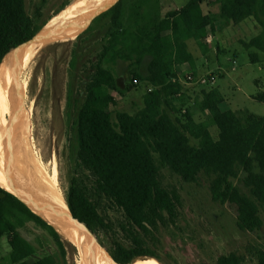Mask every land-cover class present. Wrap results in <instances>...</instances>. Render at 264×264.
Masks as SVG:
<instances>
[{"label": "trees", "instance_id": "1", "mask_svg": "<svg viewBox=\"0 0 264 264\" xmlns=\"http://www.w3.org/2000/svg\"><path fill=\"white\" fill-rule=\"evenodd\" d=\"M203 2L190 0L182 8L165 11L162 0H120L75 42L67 108L73 117L77 163L66 201L94 231H114L107 208L124 212L126 221L119 226L132 243L118 244L114 251L123 264L146 257L168 264L146 241L179 216L180 195L163 184L164 168L187 183L198 182L202 175L209 178L213 200L235 209L240 229L257 232L264 225V117L221 110L224 96L213 88L203 90L204 99L196 107L208 119L197 122L187 107L179 69L187 68L195 78L204 74L205 68L197 69L189 42L206 50V35L219 20L235 25L255 20L261 32L242 43L264 52V0H216L218 16L205 14ZM43 8L41 4L31 16L25 0H0V64L48 23ZM99 30H104L101 48L88 66L85 45ZM147 59L148 72L142 75L139 68ZM120 60L135 68L133 86L143 80L150 89L142 108L114 116V92L125 95L113 71ZM252 60L258 61L257 56ZM256 99L264 102V94ZM105 199L107 206L102 205ZM30 225L45 232L47 242L56 247L54 254L36 258L38 248L24 235ZM5 237L9 251L3 259L8 264H60V259L68 264L66 242L58 229L0 186V240ZM255 257L256 264H264V249L257 248ZM244 259L232 252L219 257L217 264H243Z\"/></svg>", "mask_w": 264, "mask_h": 264}, {"label": "rangeland", "instance_id": "2", "mask_svg": "<svg viewBox=\"0 0 264 264\" xmlns=\"http://www.w3.org/2000/svg\"><path fill=\"white\" fill-rule=\"evenodd\" d=\"M73 1L25 0L26 9L31 16L44 4L43 20L48 21L65 3L70 4ZM162 1L164 10L168 11L182 8L190 0ZM202 7L205 14L218 16L220 13V3L216 0H204ZM103 31L99 30L85 45L88 53L85 63L88 66L96 59V52L101 48ZM260 32L261 28L253 19L240 25L225 24L219 20L215 30H209L206 35L211 40H206V50L195 41L189 42L197 57V69L205 68L202 76L209 74L216 78L215 84H190L185 77L189 72L187 68H179L183 71L180 77L187 107H191L197 122L208 119L207 113L196 107L204 99L203 90L210 91L213 88H218L224 96L221 110L249 111L264 117V102L256 99V96L264 94V52L256 48H246L242 43L250 41ZM76 39L77 36H73L48 43L32 58L23 73L27 86L24 116H27L29 124L28 138L24 145L34 162L41 161L48 173L57 176V186L65 198L77 163L73 117L69 116L67 108L70 65ZM252 55L257 56L258 61L253 62ZM149 61L147 59L139 68L142 75L147 74ZM133 70L135 68L129 62L122 60L113 67L116 84L125 91V95L114 92L117 100V105L111 107L114 116L118 111L133 114L144 106V95L150 85L146 81L138 80L133 86ZM211 131L217 135L216 127H212ZM11 171L12 169L8 172ZM12 173L13 171L11 175ZM161 179L166 187L176 190L180 195L179 216L176 223L169 227L160 226L154 235L146 237V241L168 264H217L219 257L232 252L245 258L243 264H256V249H264V225L257 232L240 229L235 209L228 203L221 204L213 200L210 179L205 175L198 182L187 183L169 168H164ZM10 181V187L17 189L26 198L20 184ZM102 205L107 206L108 201L103 200ZM106 213L108 220L115 223L114 231L99 229L94 232L102 245L100 250H107L105 253L114 257L118 244L130 246L132 242L119 226L120 222L126 221L124 212L110 207ZM24 235L38 248L36 258L56 252L55 245L47 242L48 236L45 232L33 225L24 231ZM62 237L66 242L67 263L82 264V251L69 243L65 236ZM8 251V240L5 237L0 240V264H8L3 259ZM59 262L65 264L63 259Z\"/></svg>", "mask_w": 264, "mask_h": 264}, {"label": "bare ground", "instance_id": "3", "mask_svg": "<svg viewBox=\"0 0 264 264\" xmlns=\"http://www.w3.org/2000/svg\"><path fill=\"white\" fill-rule=\"evenodd\" d=\"M110 1L111 0H74L58 14L53 16L48 21L47 27H61L80 17L84 12L104 6ZM79 29L81 30V28ZM79 29L70 35V38L71 36H76L80 32ZM47 44L48 42H37L32 43L27 48L23 55V73L32 58ZM6 57L0 65V154L4 147L5 129L10 122V117L12 116L16 100L18 99L17 80L14 72L15 50L11 52L7 58ZM28 128L27 116L23 115L16 122L15 133L11 139L9 159L4 161L5 158H2L0 155V184L9 187L8 181L11 180L10 182H14L15 184L18 182L22 187L23 193L27 197L31 199L38 198L50 200L58 204L66 212H69L70 209L66 198L57 186V176L53 173H48L41 161L37 160V162H34L32 156L30 158V153L24 145L28 138ZM10 169L13 171L12 175V171L8 172ZM37 212L52 223L63 236L71 240V242L82 251V264H89V257L92 250L95 252L94 264H115L105 251L94 246L93 239L83 230L79 229V227L52 212H45L43 210H37ZM133 264L163 263L151 257L140 259Z\"/></svg>", "mask_w": 264, "mask_h": 264}, {"label": "water", "instance_id": "4", "mask_svg": "<svg viewBox=\"0 0 264 264\" xmlns=\"http://www.w3.org/2000/svg\"><path fill=\"white\" fill-rule=\"evenodd\" d=\"M119 1L120 0H111L108 4H106L104 6H100L99 8H96L94 10L84 12L80 17L74 19L73 21H71V22H69V23H67L61 27L48 28L47 24H46L33 38L27 40L23 44H21L18 47L13 49V50H15V62H14L15 70H14V72H15V78L17 80L16 85L18 88V99L16 100L15 107H14L15 109L13 110L12 116L10 117L11 118L10 122L5 129L6 132H5L4 147H3V150L1 151V154H0L2 156V158H5L6 160L9 159L10 150H11L10 149L11 148V139L13 137V134L15 133L14 130L16 127V122L19 118H21V116H23L25 114V103H26V98H27V86H26V83H25V80L23 77V71H22L23 67L22 66H23V55H24L25 51L27 50V48L32 43H37V42L51 43V42H54V41H57L60 39L70 37V35H72L75 31H77L79 28H81V30L79 29L80 32L76 35L78 37L82 32H84L92 24V22L97 17H99L103 13L110 10ZM13 50H11V51H13ZM0 186L2 188H4L5 190H7L8 192L14 194L16 197H18L22 202H24L35 213L41 215L40 213L37 212V210H43L45 212L46 211L52 212V213L56 214L57 216L67 220L71 224L79 227V229L83 230L88 236H90L93 239L95 247L102 249V245L99 243L98 239L96 238L94 230L86 222H84L81 219H79L78 217H76L72 213L71 210L69 212H66L58 204H56L50 200L38 199V198L28 199V198H25L17 189L11 188L10 186L6 187V186H3L2 184H0ZM66 240L68 242L72 243L71 240H69L68 238H66ZM105 252H107V250H105ZM146 258H148V257H146ZM94 259H95V252L92 250V253L89 257V264H94ZM111 259L115 264H123V263L118 262L114 257H111ZM138 260H140V259H137L136 261H138ZM136 261H134L133 263H135ZM133 263H131V264H133Z\"/></svg>", "mask_w": 264, "mask_h": 264}, {"label": "built area", "instance_id": "5", "mask_svg": "<svg viewBox=\"0 0 264 264\" xmlns=\"http://www.w3.org/2000/svg\"><path fill=\"white\" fill-rule=\"evenodd\" d=\"M209 1H213V0H209ZM206 40H208V42H210V38L207 37ZM136 83H138V81H135ZM182 82V79H181ZM186 82L190 83V84H215L216 83V78L214 75H204V76H200L199 78H195L192 74H188L187 78H186Z\"/></svg>", "mask_w": 264, "mask_h": 264}]
</instances>
